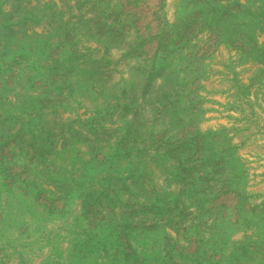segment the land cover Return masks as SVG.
<instances>
[{
  "label": "rangeland",
  "instance_id": "obj_1",
  "mask_svg": "<svg viewBox=\"0 0 264 264\" xmlns=\"http://www.w3.org/2000/svg\"><path fill=\"white\" fill-rule=\"evenodd\" d=\"M0 264H264V0H0Z\"/></svg>",
  "mask_w": 264,
  "mask_h": 264
}]
</instances>
